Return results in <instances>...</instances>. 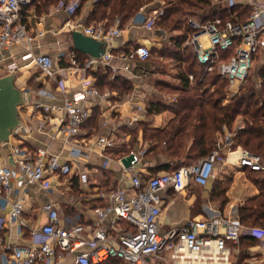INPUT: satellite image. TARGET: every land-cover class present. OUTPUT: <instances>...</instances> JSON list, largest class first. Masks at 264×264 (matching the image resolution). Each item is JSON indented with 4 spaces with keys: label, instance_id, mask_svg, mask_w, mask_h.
<instances>
[{
    "label": "built area",
    "instance_id": "2783aa9c",
    "mask_svg": "<svg viewBox=\"0 0 264 264\" xmlns=\"http://www.w3.org/2000/svg\"><path fill=\"white\" fill-rule=\"evenodd\" d=\"M33 1L0 0V56L6 58L13 46L21 45L26 50L27 65H33L56 81L63 101L58 105L39 102L36 108L42 109L48 118L58 117L55 132L63 141L64 151L53 154L46 148H40L32 158H27L16 147L14 154L20 157L15 167H7L0 159V203L9 207L8 214L0 217V244L6 231L13 226L29 228L24 213L29 189L33 185L43 183L48 175L68 176L77 172L76 161L86 156L78 140L91 116L86 101L89 97L107 99L111 96L109 91L102 93L88 73L110 65L114 57L109 47L123 33L118 24L112 28L98 24L84 29L85 35L106 43L107 49L100 58L89 57L84 66L79 65L75 53L70 54L68 63L70 68L81 74V85L78 92L67 97L63 78L67 68L59 66L51 56L34 53V37L21 19L23 7ZM226 1L228 7H232L237 0ZM242 1L251 10L245 21L221 18L199 21L194 17L187 20L189 35L185 46L192 50L205 73H218L229 82L232 92L238 91L248 80L258 59H263L264 63V0ZM79 5L80 0L70 3L61 1L57 11L62 10L72 16ZM163 14L162 9H155L150 15L142 10L133 22L152 29ZM67 24L71 26L70 22ZM73 28L77 30V26ZM131 56L147 61L151 57L150 48L137 47ZM17 69L15 63L9 64L8 74H15ZM188 78L190 82H195L193 74H189ZM234 136V132L226 131L210 155L172 172L142 178L135 172L136 169L126 170L123 167L131 173L129 185L101 195L105 205L94 210L96 218L91 224L62 225L58 211L50 208L46 222L38 220L37 225L31 228L33 244H7L5 248L12 253L11 264H61L73 254L70 264H103L112 260L118 264H160L164 251L170 253L171 264H232L228 243L239 244L243 236L262 240L263 228L245 227L238 218L229 216L192 220L182 228L163 234L159 218L163 212L164 191L170 187L176 193H183L192 185L207 187L215 177L220 160L234 169L264 173V159L242 147L233 148ZM96 145L103 155L114 143L99 139ZM135 154L142 159L144 152ZM121 160L118 161L122 165ZM87 176V173L79 174L83 184L87 183ZM121 224L125 227L118 229Z\"/></svg>",
    "mask_w": 264,
    "mask_h": 264
},
{
    "label": "crops",
    "instance_id": "0c3cea01",
    "mask_svg": "<svg viewBox=\"0 0 264 264\" xmlns=\"http://www.w3.org/2000/svg\"><path fill=\"white\" fill-rule=\"evenodd\" d=\"M61 1L70 3L73 0ZM236 3L244 5L242 0H237ZM215 4H219L224 8L228 7L226 0H218ZM58 5L59 2L47 4L45 0H34L25 9L23 7L21 19L28 25L29 31L34 37V53L51 56L55 62H58L59 66L67 68L63 78L65 83H68L66 96L71 97L79 91L81 85V74L70 68L68 63L72 52L75 53L76 58L78 56L71 46V31H74L73 26H77V30L83 32L85 28L96 26V24H89L88 21L89 13L92 10L91 3H87L72 16L65 11H57ZM159 5L160 7L156 9L163 10L164 5L161 2ZM143 11L147 15L152 13V11ZM68 22L71 26L67 24ZM116 24L119 25V22L117 21L109 28L114 27ZM119 28L123 30V33L109 47V51L114 58L110 65L101 66L98 69L104 73L109 72V78L112 82L117 77L126 78L132 83L131 90L129 93H121L119 90L105 89L102 91L98 88L102 93L109 91L111 96L107 99L100 97L88 98L85 105L91 113L89 120L92 119L90 123L85 124L81 135L78 137L86 156L76 161V173L68 176L48 175L43 183L33 185L29 189V197L24 213V220L28 223L29 228L13 226L6 231L0 244V264H11L12 253L5 248L7 244L12 246L15 244H33L31 228L37 225L38 220L41 223L46 222L50 208L58 211L60 224L62 225L91 224L96 218L94 210L101 207V204L105 205V200L101 198V195L119 186H127L130 183L131 173L127 172L118 161L123 157H115L110 151L122 143H128L131 130L141 128L139 127L141 124L147 123L152 128L153 126L162 128L169 121L170 118L166 122L163 120L162 113L153 115L152 119L148 118L150 116L148 106L151 103L148 97H152L156 89L148 82V73L144 66L146 61H142L136 56L132 57L131 54L134 49L140 46H147L150 50H161L167 40H171L174 36L156 26L147 29L135 24L133 21L124 28L120 26ZM41 32L43 35H39ZM183 45L184 49L182 48L181 52L187 48L185 46L186 42ZM25 54L26 50L23 46L15 45L11 48V54L7 53L5 55L6 58L0 56V71L4 72L0 77L8 74L9 64L15 63L18 66L14 74L16 77L15 84H18L19 87L17 86V88L28 95L24 104L19 107L21 124L24 129L23 134L12 136L7 147L0 143V159L7 167H15V162L20 157V155L14 154L13 149L16 147L21 149V154L27 158H32L40 148H46L53 154H60L64 151L63 141L59 134L55 132V126L59 124L58 117L51 116L48 118L42 109L36 108V104L39 102L49 105L60 104L63 101V94L56 81L44 75L40 70L39 72L42 74L40 78H33L32 73L26 78L25 75L28 71L35 67L27 65L29 61L25 59ZM85 56L87 60L90 57ZM179 61L182 64L181 59ZM88 74L93 78L91 71ZM96 117H98V120L93 124ZM99 139L111 140L114 146L108 148L102 155L96 145ZM144 151L145 148L142 145L134 150L137 154ZM222 156L224 158L225 154ZM141 160L146 161V167L136 169L135 172L142 178H147L150 175L151 168L156 164L153 161L144 160V156ZM163 164H167V161L165 160ZM231 170L242 174V177L246 174L245 170L234 169L220 160L216 167L215 177L207 187L192 185L183 193H176L170 187L164 191L162 194L163 212L159 218L161 233L166 234L172 229L182 228L192 220L229 216L239 219L238 206L235 203L256 196L258 188L255 184L252 193L248 190L244 195L240 194L237 197L234 196V190H230L228 192L231 199L230 204L225 207L220 204L218 210L212 209L214 203L212 187H214L217 179L224 176L232 181L235 176L229 177ZM81 173H87L88 175L86 184H83L79 179ZM219 174L221 175L220 178ZM197 190L204 191L201 194L202 201H200ZM197 201H200L198 203L200 208L195 211ZM8 211L9 207H3L0 203V217L6 216ZM124 227L121 224L118 229ZM261 228L264 229V225ZM114 232H117V230ZM228 246L231 249L232 264H264V238L260 240L254 236H243L239 244L229 242ZM161 256L160 264H171L169 252L164 251ZM73 257L74 254L61 264H70ZM103 264H107V262Z\"/></svg>",
    "mask_w": 264,
    "mask_h": 264
},
{
    "label": "trees",
    "instance_id": "16d2710c",
    "mask_svg": "<svg viewBox=\"0 0 264 264\" xmlns=\"http://www.w3.org/2000/svg\"><path fill=\"white\" fill-rule=\"evenodd\" d=\"M45 1L47 4L61 2V0ZM162 1L164 2V14L157 19L155 26L158 28L164 27L169 31L181 28L184 30L183 35H178L170 40L176 48L173 51L176 54L182 50L181 47L188 39L189 27L187 20L189 17H194L199 21L216 18L245 21L251 12L246 5L236 3L232 7L224 8L219 4H215L213 0H80L77 11L87 3H91L92 10L89 13V24H102L104 27L109 28L119 21V26L124 28L133 21L140 11H153L160 7L159 4ZM185 17L188 18L184 20ZM163 48L155 50L163 56ZM153 50H150L151 55ZM182 52L187 54H183L180 58L182 66L188 64V71L185 69L180 74L177 85H168L171 90L178 94L176 102L171 105L153 102L149 103L148 106L150 116L167 111L171 112L173 115L167 124L162 128H152L150 124L143 123L139 126L141 128L131 130V142L122 143L110 152L115 157L120 158L129 155L140 146L136 145L141 135L142 138L144 137L151 143V146L144 151V160L147 159L156 164L151 168L150 175L160 172H172L183 165L193 164L199 159L210 155L217 148V143L224 133L232 131L235 133L233 148L242 147L264 159V63L261 64L262 68L259 73V77L262 79L261 90L257 92L249 89L245 93L239 92L240 94L238 93L229 98L225 86L229 87L230 85L226 79L218 73H205L204 68L199 65L189 47ZM76 53L79 65L84 66L87 57L78 51ZM149 61L150 59L145 62V67L150 64ZM189 74L194 75V83L190 82ZM91 75L95 79L96 86L102 91L109 89L129 93L131 90L132 83L124 77H117L112 82L109 78V72L104 73L100 69L91 72ZM219 84L222 86L216 90L209 89L211 86H218ZM241 117H243L244 126H235L237 120ZM91 119L87 123H90ZM97 120L98 117L94 118L93 124ZM141 129L142 131H140ZM165 160L167 164H163ZM145 163L146 161L143 162V168L146 167ZM246 172L261 177H257L255 182L259 188L258 194L239 207V221L245 227H263L264 174L263 172L258 173L248 170ZM220 185H222V182L215 184V186H219V189L214 187L212 197L221 196L224 187ZM224 199L222 205L226 201L225 197ZM102 206L104 204H101ZM108 263L118 264L114 260Z\"/></svg>",
    "mask_w": 264,
    "mask_h": 264
},
{
    "label": "rangeland",
    "instance_id": "374dc122",
    "mask_svg": "<svg viewBox=\"0 0 264 264\" xmlns=\"http://www.w3.org/2000/svg\"><path fill=\"white\" fill-rule=\"evenodd\" d=\"M214 3H217L218 0H213ZM164 5V2H161ZM188 18L185 17L184 20ZM129 25V24H128ZM185 25V24H184ZM164 28V27H163ZM165 32H167L169 35H173L174 37H176L177 35H183L184 30L183 28L175 30V31H169L167 29H163ZM184 49V45L182 46ZM181 47V49H182ZM153 50V49H152ZM176 48L174 46V44L172 45L170 43V39L167 40L164 48H163V56L161 57L160 53L158 51H156L155 49L152 52L150 61L145 69L147 70L148 73V82L149 84H151L152 87L155 86V91L153 92V96L152 97H148L149 98V102L153 103L156 102L158 104H164V105H168L169 103H175L176 102V97H177V93L173 90H171V88L168 85H177L179 83L180 80V74L182 72L188 71V64H186L184 67L182 66V64H180L179 59L181 58V56L187 55L186 52H177V54L173 51H175ZM263 59H258L256 62L255 67L253 68L248 80L241 86L239 87V90L236 92H232L230 91V87H226V91L228 93V97L232 98L233 96L237 95L239 92L240 93H245L247 92L249 89H253L254 91H260L262 88V79L259 77V73L261 71V64ZM156 72V73H154ZM32 73V77L33 78H40L41 77V73L39 72V70L37 71L36 68H32L28 71V73L25 75L26 78ZM4 74L3 71H0V76ZM25 80V78H24ZM31 83V81H30ZM16 86L19 87V85L17 84ZM222 85H218V86H211L209 89H211L212 91L216 90L217 88H219ZM66 87H68V83L66 84ZM247 89V90H246ZM239 93V94H240ZM163 114V120L166 122L168 121V119L173 115L171 112L167 111L162 113ZM148 118L152 119V116H149ZM152 121V120H150ZM151 123V122H150ZM243 124V117L239 118L235 124L236 125H241ZM154 125V124H153ZM153 128H155L153 126ZM128 141H132L131 136L130 139ZM142 145L145 149H148L151 146V143L144 139V137L142 138V136H139V140L136 146ZM157 163V161H156ZM246 172V170H245ZM249 173V174H248ZM221 174V172H220ZM219 174V178L220 175ZM235 178L230 181L228 179H226V177L224 176L223 180L221 179H217V181L215 182H222V185H220L223 188V191L221 192V196L218 197H214L213 196V207L212 209H216L218 210L220 208V204L222 203L224 197L226 198L225 203H223V207L227 206L228 204H230L231 199L228 196V192H230V190H234V196L237 197L240 194H245L248 190L250 193H252V190L254 189V184L256 182V178L257 177H261L260 175L255 176V174H252L250 172H246V174L244 175V177H242V174L236 173V171L231 170L230 171V175L229 177H234ZM221 180V181H220ZM218 183H214V187H217L219 189V186H215V184ZM256 185V184H255ZM214 187H212V189H214ZM258 188V187H257ZM247 189V190H246ZM259 189V188H258ZM198 194L200 195V201H202L201 198V194L202 192L204 193V191L202 190H197ZM223 198V199H222ZM205 199H207V197H205ZM236 200L238 198H235ZM225 200V199H224ZM244 200V199H243ZM242 202L241 201H236L235 205L238 206V209L240 206L244 205L247 202V198ZM200 201H197L196 207L194 208L195 211H198L200 208ZM238 203V204H237ZM242 203V204H241Z\"/></svg>",
    "mask_w": 264,
    "mask_h": 264
},
{
    "label": "water",
    "instance_id": "95a60500",
    "mask_svg": "<svg viewBox=\"0 0 264 264\" xmlns=\"http://www.w3.org/2000/svg\"><path fill=\"white\" fill-rule=\"evenodd\" d=\"M71 41L75 51L87 56L100 58L106 53V43L97 41L81 31H71ZM15 78L12 73L0 77V143L5 147L13 135L18 136L24 132L19 107L24 104L28 95L17 88ZM121 163L126 170L143 168V161L135 153L123 157Z\"/></svg>",
    "mask_w": 264,
    "mask_h": 264
}]
</instances>
